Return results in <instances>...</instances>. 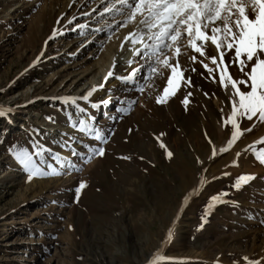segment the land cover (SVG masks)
Segmentation results:
<instances>
[{"label": "rangeland", "instance_id": "374dc122", "mask_svg": "<svg viewBox=\"0 0 264 264\" xmlns=\"http://www.w3.org/2000/svg\"><path fill=\"white\" fill-rule=\"evenodd\" d=\"M129 11L119 0H0V264H264V123L237 116L253 130L220 151L233 89L190 48L175 94L157 103L172 76L159 61L176 58L132 43L144 26ZM20 150L61 174L29 179ZM240 176L253 179L237 189Z\"/></svg>", "mask_w": 264, "mask_h": 264}, {"label": "snow or ice", "instance_id": "6c2138e0", "mask_svg": "<svg viewBox=\"0 0 264 264\" xmlns=\"http://www.w3.org/2000/svg\"><path fill=\"white\" fill-rule=\"evenodd\" d=\"M119 2L130 10L129 21L134 20L138 14L143 17L140 24L144 26V29L138 36L133 34L135 38L132 39V43H143V50H146L145 54L149 57L163 56L165 50H169L176 58L175 64H170V58L167 56L163 61H159L170 68L172 76L167 79L169 87L163 89L164 96L158 98L157 103H164L169 95L175 94L174 77H183V72H178L180 67L178 58L186 55L182 52V48H190L199 56L210 60L211 64L216 65L219 71V83L226 88L230 84L233 89L235 99L229 118L233 131L228 147L220 151H228L244 132L253 130L252 127L241 129L235 119L237 116L249 121L255 117L259 122L264 123V0H119ZM145 35L152 43H144ZM208 42L215 47L218 55H208L206 49ZM228 53H232V56L230 61L226 62L225 56ZM140 54L137 52V55ZM191 60L196 62L197 57L192 56ZM231 65L238 67L246 79L233 78L228 71ZM249 65H251L250 68ZM203 67L209 73L214 71L207 64H203ZM151 70L156 71L155 68ZM113 75L114 73L109 71L107 77ZM241 85L247 91L242 90ZM91 95L92 92H89L83 99L87 100ZM72 102L75 103V101ZM184 103H188L187 99ZM0 115H3V111H0ZM80 130L84 131V128ZM96 139L106 142L99 134L96 135ZM261 143H264V140ZM160 146L165 147L163 144ZM92 151L95 155L102 157L105 150L97 148ZM41 154L40 151L30 153L27 150H20L15 153V158L22 169L29 174V179L37 176L60 175L61 173L54 170L49 173L40 169L34 156ZM167 156L171 158L172 153L167 152ZM91 158L87 159L91 160ZM256 158L264 164V152L256 153ZM251 179H253L251 176H240L235 187L239 189ZM86 186L84 182H81L76 187L77 200L81 190ZM219 199L220 197L217 196L213 198V201H219ZM168 236L170 239L171 232ZM159 259L160 257H157L152 264H157Z\"/></svg>", "mask_w": 264, "mask_h": 264}, {"label": "bare ground", "instance_id": "6f19581e", "mask_svg": "<svg viewBox=\"0 0 264 264\" xmlns=\"http://www.w3.org/2000/svg\"><path fill=\"white\" fill-rule=\"evenodd\" d=\"M227 57L229 58V54L227 55ZM222 115L221 116H224L223 117V119H225L224 120V122L226 123V122H228V120H229V118H230V116H231V112H222L221 113ZM228 123H230V122H228ZM225 127V126H224Z\"/></svg>", "mask_w": 264, "mask_h": 264}]
</instances>
